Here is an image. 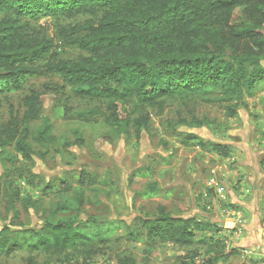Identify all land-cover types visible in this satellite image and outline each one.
<instances>
[{
  "label": "trees",
  "instance_id": "trees-1",
  "mask_svg": "<svg viewBox=\"0 0 264 264\" xmlns=\"http://www.w3.org/2000/svg\"><path fill=\"white\" fill-rule=\"evenodd\" d=\"M81 16L88 20L56 31L57 46L77 51L78 57L59 59L38 22L44 17L71 21ZM41 77L59 79L76 98L106 103V112L85 114L103 119L120 135L131 129L137 135L147 132L150 118L145 109L161 115L174 99L220 96L216 102L233 104L226 108L234 117L247 99L264 89V0H0V94L20 91ZM42 100L43 94L31 92L22 101V116L11 113L8 122L0 123V147L11 148L13 158L31 160L30 127L39 121ZM134 104L142 107L135 118ZM50 132L48 119H43L37 139L45 141ZM199 146L221 157L229 154L224 145ZM3 178L7 211L18 219L19 195L10 171L5 170ZM76 182L78 211L81 188L98 182L84 171ZM55 187L67 194L72 183L60 180ZM65 205L58 211L70 212L71 206ZM213 227L195 218L173 216L164 206L130 224L74 217L17 230V236L6 226L0 230V256L23 252L30 257L28 264H35L40 256L63 264H89L118 230L124 232L126 242L147 247L206 246L207 255L219 261L237 255L235 250L225 254L221 238L197 239L198 233L220 232ZM196 256L195 251L191 259ZM116 264L136 261L119 256Z\"/></svg>",
  "mask_w": 264,
  "mask_h": 264
},
{
  "label": "rangeland",
  "instance_id": "rangeland-1",
  "mask_svg": "<svg viewBox=\"0 0 264 264\" xmlns=\"http://www.w3.org/2000/svg\"><path fill=\"white\" fill-rule=\"evenodd\" d=\"M87 20V16L71 21L44 17L38 25L53 41L59 59L67 60L77 58L78 53L57 46L56 31ZM31 92L43 94L39 121L30 127L31 160L13 158L11 148L0 147V230L7 226L17 236L19 231L40 228L45 222L74 217L130 224L164 206L173 216L195 218L219 229L217 234L198 233L197 239L221 238L225 254L233 250L238 254L219 261L207 255L206 246L147 247L126 242L124 232L118 230L89 264H116L119 256H130L136 264H264V89L247 99L234 117L226 108L233 104L216 102L220 99L216 95L170 100L161 115L146 108L149 129L138 135L133 129L120 135L103 119L85 114L106 112V103L76 98L57 78L33 79L20 91L0 94V123L8 122L11 113L22 116V101ZM141 108L136 105L132 117ZM46 118L51 132L45 141H39L38 132ZM199 143L224 145L229 154L218 156ZM5 170L10 171L19 195L18 219L6 208ZM81 171L89 172L98 184L81 188V207L76 211L80 197L76 177ZM211 178L223 189L221 196L209 187ZM60 180L71 181L67 194L55 187ZM65 204L72 210L58 211ZM195 251L198 256L191 259ZM29 258L15 252L8 258L0 256V264H28ZM35 264L63 263L40 256Z\"/></svg>",
  "mask_w": 264,
  "mask_h": 264
},
{
  "label": "built area",
  "instance_id": "built-area-1",
  "mask_svg": "<svg viewBox=\"0 0 264 264\" xmlns=\"http://www.w3.org/2000/svg\"><path fill=\"white\" fill-rule=\"evenodd\" d=\"M209 187L212 188L214 190V192H216L219 196H221L223 194V189L220 188L217 183L215 182L214 178H211L209 180ZM239 218V216H237ZM238 224H241L240 222V218L238 220H236ZM238 234H240V231L238 232ZM245 254L247 255H251V251H245Z\"/></svg>",
  "mask_w": 264,
  "mask_h": 264
}]
</instances>
